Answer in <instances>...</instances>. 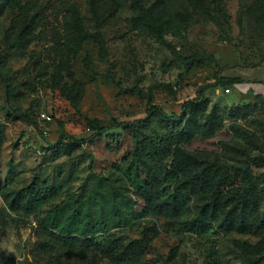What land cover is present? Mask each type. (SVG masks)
Segmentation results:
<instances>
[{"label":"rangeland","instance_id":"obj_1","mask_svg":"<svg viewBox=\"0 0 264 264\" xmlns=\"http://www.w3.org/2000/svg\"><path fill=\"white\" fill-rule=\"evenodd\" d=\"M132 1L50 0L52 27L20 49L9 36L15 10L0 0V264H264V183L246 206V230L195 224L197 201L178 184L188 167L264 171L256 98L264 96V0H143L150 15L170 20L163 40L141 26ZM218 76L242 82L216 84ZM199 90L210 100L206 113L217 107L213 132L181 145L172 174L177 157L152 161L148 206L135 192L134 140L124 126L152 107L179 115ZM204 116H195L194 133ZM136 125L146 142L171 135L156 115ZM64 138L70 143L55 145ZM33 180L52 197L36 210H11L3 193ZM77 208L80 225L107 227L94 247L64 244L46 222ZM133 241L147 245L136 259L112 257L111 247Z\"/></svg>","mask_w":264,"mask_h":264},{"label":"trees","instance_id":"obj_2","mask_svg":"<svg viewBox=\"0 0 264 264\" xmlns=\"http://www.w3.org/2000/svg\"><path fill=\"white\" fill-rule=\"evenodd\" d=\"M5 2L11 9L15 10L9 27V36L16 47L27 48L36 39L40 30L47 29V26L52 27V21L49 17L51 13L50 0H5ZM142 2L143 0L132 1L141 26L158 40H163V31L170 26V20L161 16L153 17ZM52 10L54 12L55 7H52ZM215 82L221 85H231L242 82V80L236 77L218 76ZM256 98L257 105L264 106V96L258 95ZM209 102L205 92L199 90L197 95L182 102L179 115L174 113L167 115L161 108L152 107L148 110V117L136 119L124 126L125 129H131L134 140L132 163L134 162L136 166L132 175V182L135 186V192L148 206L153 204L152 199L155 194L153 178L149 177L152 161L163 160L172 154L177 157V160L170 163V170L167 172L172 174V171L179 169L180 156L185 153L181 145L191 142L195 137L205 139L213 132L214 124L217 121V107L211 106L210 111L206 113ZM197 114H205L201 124L203 130L194 133ZM154 115L161 117L168 123L171 135L160 136L155 142L151 140L146 142V136L143 138L140 136L136 124H144ZM15 116L28 124H33L26 114H16ZM87 123L94 129L95 134H100L102 128L95 125L94 121L88 119ZM63 142L70 143V140L64 138V141L59 140L55 145ZM144 166H147L146 172L143 169ZM239 170L240 173L226 174L223 168L207 165L199 168L188 167L186 170L180 171L179 188L193 196L197 201L195 224L201 225L207 220H212L218 224L221 230H227L231 225L240 230L249 228L246 206L250 201H255L256 196H258L257 188L264 183V171L259 174H252L243 167ZM238 177L240 178V185H234ZM53 194L52 187L46 185L39 187L33 180L20 189L5 191L2 196L11 210L32 211L45 205ZM78 209H75L67 217L58 214L56 211L46 222L51 228L59 232L58 238L64 244L94 247L97 243L93 235L99 231H105L107 227L104 222L95 225L89 220L80 225L81 211ZM113 244L114 242H112ZM146 246L141 241H133L117 247L113 246V248L111 247L112 257L115 260L127 257L136 259V256L144 252Z\"/></svg>","mask_w":264,"mask_h":264},{"label":"built area","instance_id":"obj_3","mask_svg":"<svg viewBox=\"0 0 264 264\" xmlns=\"http://www.w3.org/2000/svg\"><path fill=\"white\" fill-rule=\"evenodd\" d=\"M40 118H41V120L44 121L45 123L50 122L51 119H52L51 116H49V115H47V114H45V113H41V114H40ZM43 133L46 134V131H43Z\"/></svg>","mask_w":264,"mask_h":264}]
</instances>
